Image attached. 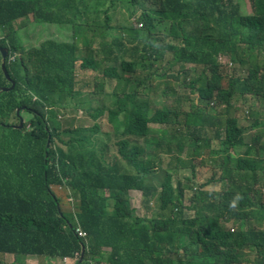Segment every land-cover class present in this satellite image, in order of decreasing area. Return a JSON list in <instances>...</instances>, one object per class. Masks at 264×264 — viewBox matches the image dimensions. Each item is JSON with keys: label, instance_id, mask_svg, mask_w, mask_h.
Wrapping results in <instances>:
<instances>
[{"label": "trees", "instance_id": "16d2710c", "mask_svg": "<svg viewBox=\"0 0 264 264\" xmlns=\"http://www.w3.org/2000/svg\"><path fill=\"white\" fill-rule=\"evenodd\" d=\"M1 49L0 264H264V0H0Z\"/></svg>", "mask_w": 264, "mask_h": 264}, {"label": "rangeland", "instance_id": "374dc122", "mask_svg": "<svg viewBox=\"0 0 264 264\" xmlns=\"http://www.w3.org/2000/svg\"><path fill=\"white\" fill-rule=\"evenodd\" d=\"M67 27H65L66 29ZM17 33L19 34L20 40L23 44V46L25 48H31V47H38L39 44L48 39V38H56V39H64L66 33L63 32L61 27H54V26H50V25H44V26H40V25H33V24H29L25 27H23L22 29H18ZM117 52V51H116ZM121 58H117L116 57V53L113 54L112 56L109 57L108 60H105L103 62H99L98 65L96 66V68L94 70H90V71H83L81 70L78 66L80 64V62H76V69H77V81H78V85H77V89L79 90H86L89 92H92L94 90V86L99 85L101 82H103V89L105 91L109 90V82L106 81H101V77L102 76V72L101 70L105 67V66H114V68L116 69V74L119 73L120 69H119V62H120ZM158 64V63H157ZM182 66V64H177L176 62H172L171 57H167V59L162 61V64H158L155 65L153 69H157L158 71H161L165 68H169L171 67L174 71H176L177 69H179ZM142 80V74L141 73H137L136 75V80L132 81L131 84L137 83L138 81ZM163 81H167L168 79H161ZM170 86H172L175 90V82H173L171 79L168 80ZM142 85H146L148 86L147 83H144ZM157 85H161L163 87V85L161 83H159L158 79H155L154 81L151 82L150 86H157ZM185 97L190 99L191 101H193L194 103H197L195 100V96L193 95H188L185 93ZM139 100L145 101L147 99V97L142 96L141 98H138ZM24 117H27V115H24ZM22 117V119L24 118ZM67 118H73L75 121L73 122L74 126H92L93 125V121L85 116H82L80 113L77 114H70L67 113L66 115ZM97 124L99 126L100 132L101 133H106V132H110L111 131V127L110 125L106 122V119H100L99 121H97ZM211 131V130H209ZM217 142V140H216ZM169 159L164 158V160L162 161L163 165L166 164L168 162ZM55 193L57 194V197H61V198H66V193H64V189H54ZM130 194V202H131V206L133 208V216H136V213L138 215H142L144 213L149 214V211H146L145 208H142L141 205V197H140V193L137 191H132L129 193ZM62 208L63 210H68L67 206L64 204V202L62 201ZM149 210H154L155 209V205L154 202L152 201L151 203H149L148 205Z\"/></svg>", "mask_w": 264, "mask_h": 264}, {"label": "water", "instance_id": "95a60500", "mask_svg": "<svg viewBox=\"0 0 264 264\" xmlns=\"http://www.w3.org/2000/svg\"><path fill=\"white\" fill-rule=\"evenodd\" d=\"M0 53H1V55H2L1 70H2V72H3L4 76H5V78H6V79L9 81V83H10V86H9V87L0 88V92H1V91H3V92H7V91L13 89L15 83H14L13 80H11V79L8 77V75H7L6 71H5V67H4L3 60H4V58L6 57L7 51H6L5 49H1V50H0ZM17 128H20V123H19V125H18ZM82 255H83V252H82L81 256H82Z\"/></svg>", "mask_w": 264, "mask_h": 264}, {"label": "crops", "instance_id": "0c3cea01", "mask_svg": "<svg viewBox=\"0 0 264 264\" xmlns=\"http://www.w3.org/2000/svg\"><path fill=\"white\" fill-rule=\"evenodd\" d=\"M210 130H211V131H209V134H211V132L213 131V129H210ZM201 155H202V154H190V150L185 149L184 154H182V156H180L179 159H180L183 163H185L186 160L188 159V157H191V156H192L193 160L196 161V160H200V159H201ZM173 157H174V158L177 157L176 153L173 154ZM54 264H61V262H55Z\"/></svg>", "mask_w": 264, "mask_h": 264}, {"label": "clouds", "instance_id": "9594fccd", "mask_svg": "<svg viewBox=\"0 0 264 264\" xmlns=\"http://www.w3.org/2000/svg\"><path fill=\"white\" fill-rule=\"evenodd\" d=\"M77 230H79V231L85 233L84 231H82V230H80L79 228H77V229L75 230V232L77 233V235H78ZM81 254H82V252H81ZM81 254H80V261L82 260V256H83V255L81 256ZM58 262H61V264H74V261H73V260L65 259V258H63L62 260H60V261H58Z\"/></svg>", "mask_w": 264, "mask_h": 264}, {"label": "built area", "instance_id": "2783aa9c", "mask_svg": "<svg viewBox=\"0 0 264 264\" xmlns=\"http://www.w3.org/2000/svg\"><path fill=\"white\" fill-rule=\"evenodd\" d=\"M77 232H78V235H80V236H84V233H83V232H81V231H79V230H77Z\"/></svg>", "mask_w": 264, "mask_h": 264}]
</instances>
